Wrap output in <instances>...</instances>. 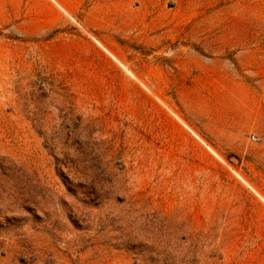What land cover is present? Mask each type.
<instances>
[{
	"label": "rangeland",
	"instance_id": "rangeland-1",
	"mask_svg": "<svg viewBox=\"0 0 264 264\" xmlns=\"http://www.w3.org/2000/svg\"><path fill=\"white\" fill-rule=\"evenodd\" d=\"M0 264H264V0H0Z\"/></svg>",
	"mask_w": 264,
	"mask_h": 264
}]
</instances>
